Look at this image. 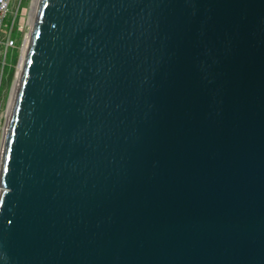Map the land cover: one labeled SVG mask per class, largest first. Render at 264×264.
Listing matches in <instances>:
<instances>
[{
	"label": "water",
	"instance_id": "obj_1",
	"mask_svg": "<svg viewBox=\"0 0 264 264\" xmlns=\"http://www.w3.org/2000/svg\"><path fill=\"white\" fill-rule=\"evenodd\" d=\"M25 51L0 264H264V0H40Z\"/></svg>",
	"mask_w": 264,
	"mask_h": 264
},
{
	"label": "rangeland",
	"instance_id": "obj_2",
	"mask_svg": "<svg viewBox=\"0 0 264 264\" xmlns=\"http://www.w3.org/2000/svg\"><path fill=\"white\" fill-rule=\"evenodd\" d=\"M20 0H11L10 2V16L8 17L7 21L10 22V19L15 14L18 6H19ZM31 3L32 0H23L21 2V7L18 9V17H17V25L22 29L20 33L14 32V36L18 38L20 35V40L18 42V45L20 46L23 36L25 33L30 32L32 24L29 22V13L31 9ZM17 56L16 62L14 63V72L12 79L10 81L7 80L8 78V67L13 63V60ZM21 56L19 54L18 48H10L8 52V58H7V65L1 74V68H0V148L2 146V140L3 135L7 123V110L9 107V102L12 94V88L14 86V83L16 81L17 77V71L19 67Z\"/></svg>",
	"mask_w": 264,
	"mask_h": 264
},
{
	"label": "built area",
	"instance_id": "obj_3",
	"mask_svg": "<svg viewBox=\"0 0 264 264\" xmlns=\"http://www.w3.org/2000/svg\"><path fill=\"white\" fill-rule=\"evenodd\" d=\"M20 0L19 6L15 14L7 21L10 16V2L11 0H0V68L1 74L3 73L6 65L8 52L10 48H18L19 54L22 56L23 51L26 49L27 37L29 32L25 33L20 46L18 45L17 38L14 36V32L20 33L22 29L17 25L18 9L21 7ZM21 60V59H20Z\"/></svg>",
	"mask_w": 264,
	"mask_h": 264
},
{
	"label": "bare ground",
	"instance_id": "obj_4",
	"mask_svg": "<svg viewBox=\"0 0 264 264\" xmlns=\"http://www.w3.org/2000/svg\"><path fill=\"white\" fill-rule=\"evenodd\" d=\"M39 1L40 0H32L31 9H30V13H29V22H30V24H33V22H34ZM28 38H29V34H28V37H27V42H28ZM25 50L22 53L21 60L19 62L18 71H17L18 73H17L16 81H15L14 86L12 88V94H11V98H10V102H9V107H8V110H7L8 111L7 112V118H9L10 115H11L12 106H13V103H14V100H15V96H16V92H17V88H18L19 76H20V73H21V70H22V65H23V60H24V53L26 52ZM1 158H2V148H0V167H1ZM0 190H1V188H0Z\"/></svg>",
	"mask_w": 264,
	"mask_h": 264
},
{
	"label": "trees",
	"instance_id": "obj_5",
	"mask_svg": "<svg viewBox=\"0 0 264 264\" xmlns=\"http://www.w3.org/2000/svg\"><path fill=\"white\" fill-rule=\"evenodd\" d=\"M20 35L18 36L17 38V41L19 42L20 40ZM16 59H17V56L15 57V59L13 60V63L8 67V78L7 80L10 81L12 79V76H13V72H14V63L16 62Z\"/></svg>",
	"mask_w": 264,
	"mask_h": 264
}]
</instances>
